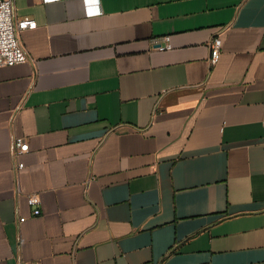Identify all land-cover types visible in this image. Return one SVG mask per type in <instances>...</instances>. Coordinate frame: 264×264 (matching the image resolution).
Masks as SVG:
<instances>
[{
	"label": "crops",
	"instance_id": "0c3cea01",
	"mask_svg": "<svg viewBox=\"0 0 264 264\" xmlns=\"http://www.w3.org/2000/svg\"><path fill=\"white\" fill-rule=\"evenodd\" d=\"M87 5L14 2L0 264H264V0Z\"/></svg>",
	"mask_w": 264,
	"mask_h": 264
},
{
	"label": "built area",
	"instance_id": "2783aa9c",
	"mask_svg": "<svg viewBox=\"0 0 264 264\" xmlns=\"http://www.w3.org/2000/svg\"><path fill=\"white\" fill-rule=\"evenodd\" d=\"M44 3H51L62 0H42ZM89 1L86 0L87 15L100 14L98 9L95 12L89 10ZM15 0H0V68L13 67L19 64H25L30 61V57L21 42L20 34L27 30L37 28V22L29 17L15 19L14 16ZM164 44H158L156 49L159 51H168L172 49L170 38L164 37ZM211 56L209 63L215 65L219 58L222 48V41L219 38H213L210 42ZM13 151L15 156L19 157L29 152V144L24 137H15L13 139ZM24 167L23 163H19L18 169ZM28 205L32 210L33 216L41 215V201L37 195H29L27 197ZM26 218H21L20 222H24Z\"/></svg>",
	"mask_w": 264,
	"mask_h": 264
}]
</instances>
